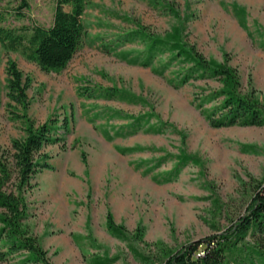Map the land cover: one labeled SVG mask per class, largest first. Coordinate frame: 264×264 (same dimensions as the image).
Instances as JSON below:
<instances>
[{"label": "rangeland", "instance_id": "1", "mask_svg": "<svg viewBox=\"0 0 264 264\" xmlns=\"http://www.w3.org/2000/svg\"><path fill=\"white\" fill-rule=\"evenodd\" d=\"M27 1V17L8 23L50 26L56 0ZM83 21V41L61 72L0 46V149L24 136L23 115L35 125L58 119L63 139L44 148L52 169L26 194L31 233L53 264H146L218 233L245 187L264 179V126L212 127L221 83L188 76L168 46L148 47L178 28L264 101V0H86ZM8 61L31 80L26 111L7 106ZM109 215L128 235L108 230Z\"/></svg>", "mask_w": 264, "mask_h": 264}, {"label": "trees", "instance_id": "2", "mask_svg": "<svg viewBox=\"0 0 264 264\" xmlns=\"http://www.w3.org/2000/svg\"><path fill=\"white\" fill-rule=\"evenodd\" d=\"M85 9L86 0H56L50 26L34 25L18 29L7 20L26 18L28 1L0 0V46L9 52L21 51L43 72H61L83 41ZM180 36L178 28H175L166 39H153L148 53L158 46H168L190 65L188 76L213 77L221 83V90L213 96V100L217 99L219 103L208 111L209 124L216 128L264 126V101L256 97L253 89L243 91L237 70L206 59ZM5 73L7 106L26 111L31 80L23 75L14 61L7 62ZM186 80L187 77L184 82ZM19 118L25 120L24 136L12 140L9 148L0 149V262L20 256V264H53L48 252L26 223L30 217L26 194L33 188L31 180L36 174L52 169L48 163L50 157L44 148L62 142L58 135L59 120L51 118L35 125L24 115ZM62 128L66 133L67 118L62 120ZM243 192L240 209L234 214L226 212L225 220L228 223L218 233L190 242L175 251H161L159 257H143L144 262L264 264V179L253 180ZM217 213L220 215V207ZM107 227L117 237L128 235L123 227L114 224L111 215L107 218ZM141 236L142 233L138 231L134 237L141 239Z\"/></svg>", "mask_w": 264, "mask_h": 264}, {"label": "built area", "instance_id": "3", "mask_svg": "<svg viewBox=\"0 0 264 264\" xmlns=\"http://www.w3.org/2000/svg\"><path fill=\"white\" fill-rule=\"evenodd\" d=\"M202 253H200V255H201Z\"/></svg>", "mask_w": 264, "mask_h": 264}]
</instances>
